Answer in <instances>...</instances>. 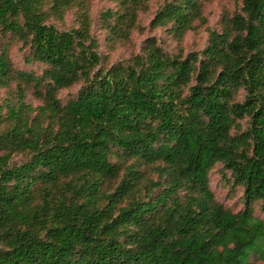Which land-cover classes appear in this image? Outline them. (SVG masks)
Listing matches in <instances>:
<instances>
[{
	"label": "trees",
	"instance_id": "obj_1",
	"mask_svg": "<svg viewBox=\"0 0 264 264\" xmlns=\"http://www.w3.org/2000/svg\"><path fill=\"white\" fill-rule=\"evenodd\" d=\"M122 1L114 23L109 9L104 20L125 35L118 25H131L143 0ZM197 1L167 0L151 22H170L178 36ZM71 3L84 5L0 0V32L44 64L37 77L15 71L0 50V86L14 73L43 86L39 105L26 104L20 86L4 112L0 103V264L264 260V0H241L220 30L208 31L199 54L172 57L149 42L107 66L84 12L76 27L46 21ZM76 81L61 102L56 90ZM17 152L25 158L15 162ZM216 163L241 187L235 211L209 187Z\"/></svg>",
	"mask_w": 264,
	"mask_h": 264
},
{
	"label": "rangeland",
	"instance_id": "obj_2",
	"mask_svg": "<svg viewBox=\"0 0 264 264\" xmlns=\"http://www.w3.org/2000/svg\"><path fill=\"white\" fill-rule=\"evenodd\" d=\"M167 0H143L135 10V18L131 25L121 26L126 30L125 35L119 34V30L112 32L104 20V11L110 10L109 23H114L115 14L123 9L122 0H83V6L71 3L62 9L61 15L48 12L46 21L52 23L59 29L76 27L79 25L80 11L85 13L88 22V32L94 39V49L100 57L104 66L118 61H126L135 54H140L143 48L154 42L165 54L184 58L189 52L199 54V50L206 44L208 31L210 29L220 30L226 19L237 10L241 0H198L197 12L191 20V26L185 29L182 34L175 35L170 22L154 24L151 18L157 8ZM49 3L43 4V9L49 10ZM5 50L12 68L15 71L29 72L33 76H38L44 64L29 60L27 45L22 43L17 37L0 32V50ZM80 81L70 85L60 87L55 95L61 102L72 97ZM18 86L22 88V100L30 105L36 106L42 103V98L38 91L43 89L42 85H34L33 81H24L15 73L6 85L0 86V103L4 112L5 102H15L17 98ZM185 90V87H184ZM240 89L235 93V99L241 97ZM35 110L31 111L33 114ZM241 125L245 124L244 118L240 120ZM4 127V121L0 123V128ZM25 158L22 152L14 153L12 160L18 162ZM151 178H155L156 172L147 168V173ZM228 171L222 169L219 163L214 164L208 173L209 187L216 200L225 207L235 211L242 207L241 187L234 185L228 178ZM252 213L262 217V213L256 202L253 203ZM256 264H264V260L252 258Z\"/></svg>",
	"mask_w": 264,
	"mask_h": 264
}]
</instances>
